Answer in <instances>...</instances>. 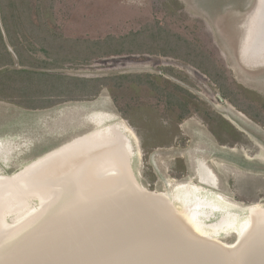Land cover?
<instances>
[{"label":"rangeland","instance_id":"rangeland-1","mask_svg":"<svg viewBox=\"0 0 264 264\" xmlns=\"http://www.w3.org/2000/svg\"><path fill=\"white\" fill-rule=\"evenodd\" d=\"M29 4L37 36L44 32L56 40L62 37L93 42L140 31L149 35L163 28L186 39L204 53V61L214 62L225 73L238 105L261 121L231 104L219 85L188 61L147 53L78 64L47 62L41 46L33 44L35 63L53 66L46 71L89 79L150 75L165 92L185 90H177V96L187 107L174 109L167 93L138 83L122 89L103 87L92 99L37 109L0 98V175L10 178L35 160L99 131L91 120L97 114L108 113L113 114L115 122L104 123L103 127L124 122L134 135L135 147L128 164L137 187L152 194L171 195L176 184H200L198 176L205 168L216 183L210 190L203 186L207 191H216L241 207L264 206V67H247L240 56L246 37L244 27L254 14L256 0H29ZM1 31L8 44L2 21ZM25 32L29 34L30 30ZM9 49L15 64L0 69V74L7 69H21ZM218 94L226 103L220 102ZM184 113L186 117L181 116ZM73 196L50 205L46 213L39 215L41 218L24 225V229L2 235L0 260L57 215ZM39 202L34 194L18 196L5 219L7 226L16 229L13 227L24 215L38 209ZM171 209L179 217L178 205L171 204ZM227 222L225 216L218 218L216 213L201 227L212 233L210 237L232 245L237 238L227 236Z\"/></svg>","mask_w":264,"mask_h":264},{"label":"bare ground","instance_id":"bare-ground-1","mask_svg":"<svg viewBox=\"0 0 264 264\" xmlns=\"http://www.w3.org/2000/svg\"><path fill=\"white\" fill-rule=\"evenodd\" d=\"M256 1L257 5L254 14L250 17L249 24L248 20L246 22L248 25L243 23L247 25L244 27L246 37L244 43H242V48L240 47V56L243 62L246 63L245 65L255 69L264 67V0ZM112 115L102 113L93 116L91 124L97 129L99 128V131L35 160L24 170L22 169V172H18L10 178L0 175V240L1 236L9 231L13 233L24 225L29 226L33 223L32 221L37 220L41 213L46 211L45 209L48 206L55 204L59 199L62 200L65 196H70L72 193L78 195V199H85L76 207L87 208L90 207L91 203L89 202L92 200L87 199L90 196L88 194H91L90 192L95 191L98 187H102L106 181L109 182L106 185V188L109 189L108 192H111L110 189L114 187L121 190L128 188L136 190L138 188L135 181L133 182L132 172L129 170L128 164L133 156V147H135L132 141L134 135L124 122L111 125V127H103L104 123L110 124V122L115 120ZM130 142H132V146ZM203 171L198 176L200 184L184 182L173 186L171 195L156 193L155 196L159 198V204L174 216L176 215L171 209V204L175 203L178 205L181 212L178 218L186 227H189V230L196 236L216 243L221 242L217 241L213 236L210 237L212 233L203 231L201 224L214 217L216 213L218 218L225 216L226 220L229 221L227 222L229 225L227 227L228 230H225L227 228L224 230L227 236H235L237 240L232 245L221 244L226 248L235 249L247 244L239 252L235 253L231 259L229 258L230 264H264V206L257 204L241 207L222 194L214 193L216 191H207L203 186H207L208 190H210L215 187L216 183L205 168H203ZM138 189L141 193L146 192L144 189ZM94 193H99V191ZM111 193L109 194L110 196L114 194V192ZM30 194H34L39 198L38 209L35 211L31 210L24 215L23 220L13 227L16 229L9 228L5 219L9 214L8 211L12 202L18 196ZM69 204L68 206L71 205ZM95 207L97 208V206ZM22 212L24 211L22 210ZM71 212H66L63 216ZM148 213L141 210L137 214L136 226H128L126 228L125 232L127 235L125 238H122L121 233L115 229L111 236H105L106 240L100 239L101 242L97 241V244L102 247L101 250H104L102 254H106L105 257H107L100 264L184 263V255L187 252L182 249L185 248L183 243L179 246L170 247L157 244V252L147 253L145 251L147 249L144 241L149 238L138 237V235L146 234L144 227L146 224L149 225L150 221L152 223ZM205 219L207 220L205 221ZM56 220L50 219L34 232L32 231V234L37 230L40 232L36 233V237L28 244H25L26 246L19 251L16 250L21 252V255H11V257L9 253L8 255L11 258L6 259L7 255L4 259L5 261H0V264L2 262V264H40L42 257L46 254L45 249L49 241L45 242L44 240H47V237L50 239V237L58 234L55 232L58 229H60L59 234L62 235V229L65 225L69 227L75 224V220L72 218L62 221V224H57ZM104 227L108 228L106 225ZM59 242V240L55 241V244L58 245ZM153 253L157 255H153ZM213 263L216 264L215 262ZM198 264H200V261ZM206 264L208 263L206 262Z\"/></svg>","mask_w":264,"mask_h":264},{"label":"trees","instance_id":"trees-1","mask_svg":"<svg viewBox=\"0 0 264 264\" xmlns=\"http://www.w3.org/2000/svg\"><path fill=\"white\" fill-rule=\"evenodd\" d=\"M29 0H0V69L14 66L15 59L9 47L19 62L21 69L5 70L0 74V98L10 100L28 109H37L44 106H52L67 101H77L94 98L103 87H116L122 89L126 85L135 83L142 86H151L160 93H167L169 103L174 107L184 110L187 103L180 102L176 92H165L158 87L150 75H116L107 78H78L60 73H51L50 63L38 65L33 54L36 49L33 44L41 46L47 62H72L89 63L97 58L144 55L147 53L175 57L188 61L191 65L202 70L220 87L221 93L231 104L240 111L249 114L253 119L259 117L241 107L231 96L232 92L225 81V73L215 66L214 62L204 61V53L193 47L189 42L163 28L131 33L123 37L109 36L101 41L72 40L52 37L50 34L39 33L36 35L33 29L37 28L30 15ZM1 21L5 29L8 44L1 31ZM31 27V28H29ZM34 27V28H33ZM30 30L29 34L25 30ZM38 29V28H37ZM150 30V29H149ZM31 37V38H30ZM32 39V41L30 40ZM34 40V41H33ZM31 41V42H30ZM35 42V43H33ZM151 48H148V46ZM173 74V72H169ZM185 92V90H179ZM185 101V99H183ZM187 113L181 115L186 117ZM261 121V120H259Z\"/></svg>","mask_w":264,"mask_h":264},{"label":"water","instance_id":"water-1","mask_svg":"<svg viewBox=\"0 0 264 264\" xmlns=\"http://www.w3.org/2000/svg\"><path fill=\"white\" fill-rule=\"evenodd\" d=\"M217 98L221 103H226V100L220 94L217 95ZM108 183L106 181L102 187H98L95 191L90 192L91 194H88L90 196H87V199H92L90 200L91 202L87 201L91 203L90 207H76L85 199H78V195L69 197L71 205L69 204L70 206L67 205L59 209L60 212L58 211L57 215L52 219H57L55 222L59 224L72 218L75 220V224L69 227L65 225L62 229V235L59 234L60 229H58L55 231L58 234L50 237V239L47 237V240H44L45 242L49 241L45 249L46 254L42 257L40 264H100V262H104V259L107 258L105 257L106 254H102L104 250H101L102 247L97 244V241L101 242L100 239L106 240L105 236H111L115 229L121 233L122 238H125L127 235L125 232L126 228L128 226H136L137 214L141 210H144L145 213L149 212V217L152 219V223L150 221L152 225L146 224L144 227L146 234L138 235V237L149 238H145L146 240L144 241L147 253L157 252V244L170 247L179 246L183 243L185 248L182 249L187 253L184 255L185 259L182 264H198L199 261L200 264H206V262L208 264H214L213 262L216 264H230L229 258L231 259L235 253L247 245L244 244L237 249L226 248L221 243L202 239L193 234L178 217L162 207L159 204V198L155 194L141 193L138 189L139 187L136 190L131 188L121 190L114 187L110 189L111 192H114L110 196L109 194L112 193L108 192L109 189L106 188ZM96 191H99V193H94ZM119 195L122 197L120 198ZM49 207L45 210L49 209ZM70 211H72L70 214L63 216V214ZM64 217L66 218L63 219ZM104 225L108 226V228H105ZM39 232L37 230L34 234H31L22 245L20 244L21 246H16L9 255H21V252L17 251L26 246L25 244L31 242L36 237V233ZM58 240L60 241L58 245L61 246L55 244V241ZM9 255L6 259L12 257H9ZM153 255L157 254L153 253ZM6 256L0 261H3Z\"/></svg>","mask_w":264,"mask_h":264}]
</instances>
